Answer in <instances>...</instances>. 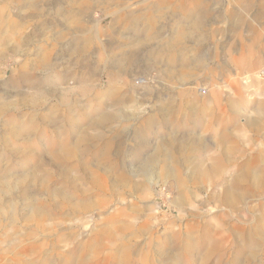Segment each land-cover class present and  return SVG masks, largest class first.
I'll use <instances>...</instances> for the list:
<instances>
[{"label":"rangeland","instance_id":"obj_1","mask_svg":"<svg viewBox=\"0 0 264 264\" xmlns=\"http://www.w3.org/2000/svg\"><path fill=\"white\" fill-rule=\"evenodd\" d=\"M177 1L0 0V264H264V0Z\"/></svg>","mask_w":264,"mask_h":264},{"label":"bare ground","instance_id":"obj_2","mask_svg":"<svg viewBox=\"0 0 264 264\" xmlns=\"http://www.w3.org/2000/svg\"><path fill=\"white\" fill-rule=\"evenodd\" d=\"M143 2V1H142ZM147 2V1H144ZM132 6V5H131ZM159 7V6H158ZM128 9V8H127ZM172 16L176 15V17H180L182 15L191 14L193 12H203V6L201 5V2L199 0H194V2L191 4L190 8L185 7V4L182 0H178L176 5H173V7L170 8ZM121 13V12H120ZM112 16V15H111ZM79 23L76 22L71 23V29L77 30ZM94 27V26H93ZM92 27V28H93ZM97 29V28H96ZM60 33V32H59ZM74 35V34H71ZM76 41V40H75ZM84 41V40H83ZM116 63V62H115ZM131 66V65H130ZM115 67V66H114ZM263 72V71H262ZM112 75V74H111ZM117 87V86H116ZM180 88V87H179ZM222 88V87H221ZM163 174H168L167 171H164ZM168 176V175H166ZM237 185V184H236ZM229 190V189H228ZM248 244V243H247Z\"/></svg>","mask_w":264,"mask_h":264}]
</instances>
